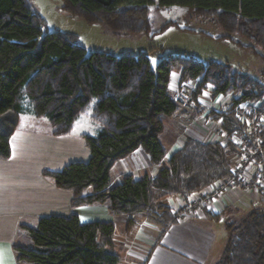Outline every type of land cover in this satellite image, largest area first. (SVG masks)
<instances>
[{
	"label": "trees",
	"instance_id": "16d2710c",
	"mask_svg": "<svg viewBox=\"0 0 264 264\" xmlns=\"http://www.w3.org/2000/svg\"><path fill=\"white\" fill-rule=\"evenodd\" d=\"M63 2L64 11L89 24L104 25L115 33L143 35L151 33V6L189 7L215 19L226 38L234 41L241 36L264 49V0ZM254 45L244 47L253 51ZM175 72L179 84L196 83V112L190 113L195 116L206 113L199 101L204 89L212 88L213 97L238 92L231 106L257 101L264 93V82L214 60L205 63L174 54L160 59L154 68L150 57L143 54L88 53L76 35L46 32L45 20L28 0H0V159L11 157L10 140L22 114L47 120L54 136L65 137L81 116L91 113L98 130L83 136L89 160L44 172L56 187L72 193L73 209L99 205L117 216L142 214L149 218L158 207L168 209L170 197L187 200L231 176L237 148L231 141L204 143L187 137L168 157L161 140L163 118L186 113L171 90ZM206 118L219 122L228 135L244 132L229 110L213 109ZM138 150L148 156L158 173L140 179L125 175L112 186L114 165ZM164 218H170L169 213ZM22 228L31 247H14L20 263H121L115 251L113 222L85 223L72 213L45 216L36 227ZM226 230L229 239L217 264H264V209H253L240 221L228 220Z\"/></svg>",
	"mask_w": 264,
	"mask_h": 264
},
{
	"label": "crops",
	"instance_id": "0c3cea01",
	"mask_svg": "<svg viewBox=\"0 0 264 264\" xmlns=\"http://www.w3.org/2000/svg\"><path fill=\"white\" fill-rule=\"evenodd\" d=\"M168 118L179 125L181 131L171 138L166 148L168 157L183 146L187 137L204 143L218 141L210 127L211 124L217 128L221 125L208 120L206 113L195 116L186 112ZM79 119L73 133L56 137L47 120L29 113L21 115L10 140L11 157L0 159V264L5 257L8 260L16 255L15 246H22L21 240L28 235L23 226L36 227L42 217L72 213L85 223H114L115 251L121 257L120 264H217L229 239L226 222L240 221L253 209H264V203L256 194L241 191L232 192L230 204L223 210L197 211L188 221L171 225H166L170 218L152 223L142 214L117 216L107 206L73 209L72 193L56 187L44 172L60 171L70 163L89 160L90 151L83 136L95 135L98 124L93 121L92 131L76 133ZM201 119L209 127L206 133L207 128L198 123ZM218 142L225 140L222 138ZM117 168L119 181L125 175L140 179L158 173V168L152 166L142 150L118 161L111 170V177ZM111 184L116 185L112 179ZM177 200L184 201L170 197L168 205Z\"/></svg>",
	"mask_w": 264,
	"mask_h": 264
},
{
	"label": "rangeland",
	"instance_id": "374dc122",
	"mask_svg": "<svg viewBox=\"0 0 264 264\" xmlns=\"http://www.w3.org/2000/svg\"><path fill=\"white\" fill-rule=\"evenodd\" d=\"M28 2L45 20L46 32L62 31L72 33L77 36L78 43L88 53L100 52L118 57L143 54L150 57L154 68L160 59L168 55H188L205 62L214 60L227 63L242 76L264 82V49L241 36H235L234 41L226 38L227 33L215 19L198 15L192 8L151 6L149 16L151 33L143 35L115 33L104 25L89 24L84 19L64 11L63 0H28ZM167 24L169 25L162 29ZM159 31L161 33H158ZM249 45H254L253 51L244 47ZM178 74L175 72L171 89L174 93V99H177L178 91L187 86L192 90L195 104L194 90L196 83L184 82L179 84ZM211 91L212 88L204 89L199 97L201 106L206 109V115L213 109L218 112L226 111L231 107L232 100L239 97L238 92L229 93L227 96L213 97ZM92 122L91 113L81 116L75 132L92 131V127L94 128ZM163 122L165 132L161 136V140L168 149L171 138L181 133V131L180 126L174 124L172 119L164 117ZM203 122L204 120L201 119L198 123L207 128L204 130L206 133L209 127ZM211 126V132L215 136H217L218 131H223L221 127L217 128L212 124ZM214 139L220 140L218 137ZM119 174L120 170L115 169L111 177L113 183L117 184L121 181V179L120 181L117 180ZM20 243L24 247H31V240L27 234ZM3 264L24 263L18 262L17 256L14 255L13 258L8 260L5 257Z\"/></svg>",
	"mask_w": 264,
	"mask_h": 264
},
{
	"label": "built area",
	"instance_id": "2783aa9c",
	"mask_svg": "<svg viewBox=\"0 0 264 264\" xmlns=\"http://www.w3.org/2000/svg\"><path fill=\"white\" fill-rule=\"evenodd\" d=\"M175 101L186 112H196L191 88L186 86L178 91ZM227 110L244 127V132L232 135L222 130L217 132L216 137L233 142L237 148V162L231 176L213 183L187 200L169 204L168 209L156 208L149 216L150 222H159L169 213L168 225H171L188 221L197 211L223 210L230 204L234 191L254 193L264 203V93L257 101L240 102Z\"/></svg>",
	"mask_w": 264,
	"mask_h": 264
}]
</instances>
